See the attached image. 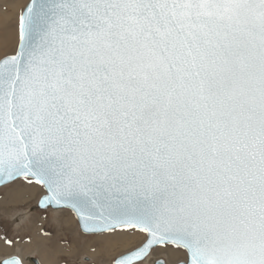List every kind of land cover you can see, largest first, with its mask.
<instances>
[{"label":"snow or ice","instance_id":"obj_1","mask_svg":"<svg viewBox=\"0 0 264 264\" xmlns=\"http://www.w3.org/2000/svg\"><path fill=\"white\" fill-rule=\"evenodd\" d=\"M0 49V185L143 234L111 264H264V0H25Z\"/></svg>","mask_w":264,"mask_h":264},{"label":"rangeland","instance_id":"obj_2","mask_svg":"<svg viewBox=\"0 0 264 264\" xmlns=\"http://www.w3.org/2000/svg\"><path fill=\"white\" fill-rule=\"evenodd\" d=\"M8 2L10 0L0 3L2 12L8 11L6 5ZM19 185L23 187L22 197L12 199V203L10 201L11 209L7 215L2 214V207H5V203L8 201L6 192ZM40 195V191L30 186L27 187L23 181L0 187V206L1 202L3 205L0 207V261L16 257L22 264H33V261L38 264H111L114 257L135 248L143 239V234L135 233L133 234L137 236L135 243L133 244L134 236L132 235L131 245L124 246L125 248L121 242H116V246L100 244L102 241L100 239L109 235L82 234L76 219L69 211L38 210L37 202ZM59 215L61 218L58 217ZM68 223L71 226L66 228ZM60 229L61 231H59ZM5 240H11L14 243L8 245L4 242ZM127 243L124 242V245ZM170 252L173 251H158L149 256L142 264H156V262L158 264H177L184 261L183 253H180L181 257H177V253Z\"/></svg>","mask_w":264,"mask_h":264},{"label":"bare ground","instance_id":"obj_3","mask_svg":"<svg viewBox=\"0 0 264 264\" xmlns=\"http://www.w3.org/2000/svg\"><path fill=\"white\" fill-rule=\"evenodd\" d=\"M3 1L4 0H0V3H3ZM25 2V0H13L12 2H11V0H10V2H8V3H6V5L8 6V11L7 12H2L1 10H0V17H5V16H7V17H11V16H14L15 15V13L19 10V5H21L22 3H24ZM3 52H4V49H0V55H2L3 54ZM21 185H19V186H16L13 190L11 189V191H9V192H6V195H7V199L6 200H8L6 203H5V207H2L3 205H2V202H1V206L0 207H2L3 209H2V211H5V212H2L1 210V213L2 214H6L7 215V213L9 212V210L11 209V204H10V201H11V203H12V199H18V198H20V197H22V192L21 191H23L22 190V188L23 187H20ZM28 187V186H27ZM25 188V187H24ZM10 190V189H9ZM8 194H10L9 195V198H8ZM26 195V194H25ZM13 200V201H14ZM4 201H5V199H4ZM19 202V201H18ZM20 202H22L21 200H20ZM15 208V207H14ZM58 217H60L61 218V215H59ZM62 224V223H61ZM65 224V223H64ZM71 226V224H69L68 223V225H66V228H69ZM60 228V227H59ZM59 231H61V229L59 230ZM134 236V242H133V244L135 243V241H136V239H137V236L136 235H133ZM141 237V236H140ZM131 239H132V235H128V234H126V233H121V234H119L118 236H115V237H111V236H107V237H104L103 239H100V240H102L101 242H100V244H103V245H106V246H108V245H112V244H116V242H121L122 243V245H123V247L124 246H128V245H131L130 244V241H131ZM124 242H128L127 244H125L124 245ZM98 243H99V241H98ZM116 246V245H115ZM111 247H114V246H111ZM125 248V247H124ZM114 250V249H113ZM170 253H173V252H170ZM175 254V253H174ZM173 254V255H174ZM182 255L179 253H177V257H181ZM106 257V256H105ZM176 257V258H177ZM7 259V258H6ZM144 262V261H143Z\"/></svg>","mask_w":264,"mask_h":264},{"label":"water","instance_id":"obj_4","mask_svg":"<svg viewBox=\"0 0 264 264\" xmlns=\"http://www.w3.org/2000/svg\"><path fill=\"white\" fill-rule=\"evenodd\" d=\"M5 185H8V184H5ZM5 185H0V187H2V186H5ZM39 201V200H38ZM37 209L38 210H41V211H45V210H67V211H69L73 216H74V218L76 219V221H77V224H78V227H79V230H80V232L82 233V234H84V235H96V234H90V233H85L84 231H83V229H82V227H81V225H80V223H79V221H78V218L75 216V214L71 211V210H69V209H54V208H48V209H42V208H40L39 207V204H38V202H37ZM12 258V257H11ZM16 258V257H15ZM18 259V258H17ZM20 264H22L21 262H20ZM33 264H38L36 261H33ZM160 264V263H159ZM177 264H183V262H180V263H177Z\"/></svg>","mask_w":264,"mask_h":264}]
</instances>
